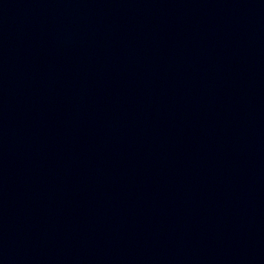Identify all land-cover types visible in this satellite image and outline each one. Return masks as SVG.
<instances>
[{"label":"water","instance_id":"95a60500","mask_svg":"<svg viewBox=\"0 0 264 264\" xmlns=\"http://www.w3.org/2000/svg\"><path fill=\"white\" fill-rule=\"evenodd\" d=\"M0 264H264V0H0Z\"/></svg>","mask_w":264,"mask_h":264}]
</instances>
